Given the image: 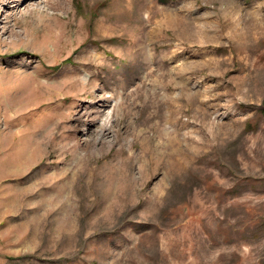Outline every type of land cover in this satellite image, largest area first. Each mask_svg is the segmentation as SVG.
<instances>
[{
    "label": "rangeland",
    "instance_id": "obj_1",
    "mask_svg": "<svg viewBox=\"0 0 264 264\" xmlns=\"http://www.w3.org/2000/svg\"><path fill=\"white\" fill-rule=\"evenodd\" d=\"M0 264H264V0H0Z\"/></svg>",
    "mask_w": 264,
    "mask_h": 264
}]
</instances>
